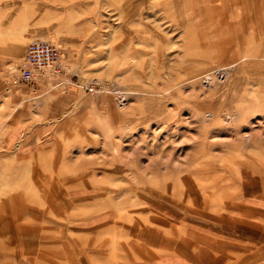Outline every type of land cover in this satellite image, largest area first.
Returning a JSON list of instances; mask_svg holds the SVG:
<instances>
[{"label": "rangeland", "instance_id": "374dc122", "mask_svg": "<svg viewBox=\"0 0 264 264\" xmlns=\"http://www.w3.org/2000/svg\"><path fill=\"white\" fill-rule=\"evenodd\" d=\"M0 264H264V0H0Z\"/></svg>", "mask_w": 264, "mask_h": 264}, {"label": "built area", "instance_id": "2783aa9c", "mask_svg": "<svg viewBox=\"0 0 264 264\" xmlns=\"http://www.w3.org/2000/svg\"><path fill=\"white\" fill-rule=\"evenodd\" d=\"M59 51L56 45L47 39H34L27 43L19 59L17 70L23 83L36 80L46 69L57 71Z\"/></svg>", "mask_w": 264, "mask_h": 264}, {"label": "crops", "instance_id": "0c3cea01", "mask_svg": "<svg viewBox=\"0 0 264 264\" xmlns=\"http://www.w3.org/2000/svg\"><path fill=\"white\" fill-rule=\"evenodd\" d=\"M17 80H18V79H17ZM18 81H19V80H18ZM15 82H16V81H15ZM234 221H235V223H234V224L236 225V223H237V220H236L235 218H234ZM239 221H241V220H239ZM240 223H241V222H240ZM193 233H194V232H193ZM238 233H239V232H238ZM194 234H196V233H194ZM234 234H237V233H236V232H234ZM189 246H191V243H190V244L188 243V247H189ZM191 247H192V250L194 251V249H193V248H194L193 244H192V246H191Z\"/></svg>", "mask_w": 264, "mask_h": 264}, {"label": "bare ground", "instance_id": "6f19581e", "mask_svg": "<svg viewBox=\"0 0 264 264\" xmlns=\"http://www.w3.org/2000/svg\"><path fill=\"white\" fill-rule=\"evenodd\" d=\"M262 30V29H261Z\"/></svg>", "mask_w": 264, "mask_h": 264}]
</instances>
